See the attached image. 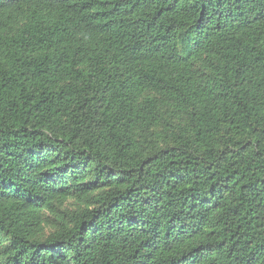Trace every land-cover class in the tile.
<instances>
[{"label": "trees", "instance_id": "trees-1", "mask_svg": "<svg viewBox=\"0 0 264 264\" xmlns=\"http://www.w3.org/2000/svg\"><path fill=\"white\" fill-rule=\"evenodd\" d=\"M0 264H264V0H0Z\"/></svg>", "mask_w": 264, "mask_h": 264}]
</instances>
